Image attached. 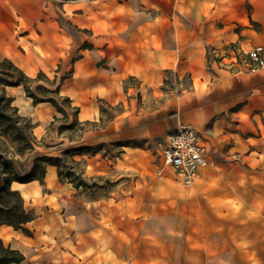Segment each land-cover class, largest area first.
Instances as JSON below:
<instances>
[{
    "label": "crops",
    "instance_id": "obj_1",
    "mask_svg": "<svg viewBox=\"0 0 264 264\" xmlns=\"http://www.w3.org/2000/svg\"><path fill=\"white\" fill-rule=\"evenodd\" d=\"M259 46L264 47V0H66L58 7L45 0H0V60H11L30 77L72 68L61 94L80 108L81 121H100L98 100L125 104L101 133L86 132L84 142L172 135L178 126H190L210 150L208 166L188 186L197 189L212 183L200 179L206 172L236 168L264 185V69L244 73L216 57L225 49L248 53ZM184 77L189 88L175 95L170 84ZM134 93L144 106L131 98ZM148 104L155 107L147 111ZM16 105L20 109L17 97ZM34 106H42L39 116L56 113L50 103ZM46 176L59 179L57 168L48 166ZM44 188L39 181L13 184L24 201ZM32 233L0 227L4 243L25 256L21 264L51 260L55 249L41 250L45 237L54 235ZM75 236L67 233L57 246L61 264L99 252L85 250Z\"/></svg>",
    "mask_w": 264,
    "mask_h": 264
},
{
    "label": "rangeland",
    "instance_id": "obj_2",
    "mask_svg": "<svg viewBox=\"0 0 264 264\" xmlns=\"http://www.w3.org/2000/svg\"><path fill=\"white\" fill-rule=\"evenodd\" d=\"M62 1L66 0H45L57 7ZM71 73L72 68L47 76L60 81L70 78ZM170 85L175 95L182 94L190 81L188 77L173 79ZM13 93L21 112L34 124L37 138L45 139L50 146L60 145L35 154L60 156L71 143L49 130L54 118L62 116L57 112L53 117L39 116L37 110L42 106L36 109L35 104L26 102L21 88ZM131 98L144 106L141 94L134 93ZM98 104L101 122L96 131L101 133L126 106L104 99ZM69 114L71 124L73 112ZM64 125L56 123L54 129ZM170 134L84 142L89 155L76 157L77 164L72 169L77 178L84 180L81 188L57 177L51 181L46 176L39 181L45 187L43 192L25 199L26 209L34 218L28 230L31 237L36 230L53 234L54 237H45L41 252H56H51V260L43 259L37 264H61L57 246L69 232L76 235L74 242L85 250L99 251L74 264H264L262 178L236 168L216 175L206 172L200 179L212 183L200 189L198 185L183 186L163 163V149ZM70 168L66 162L64 172Z\"/></svg>",
    "mask_w": 264,
    "mask_h": 264
},
{
    "label": "trees",
    "instance_id": "obj_3",
    "mask_svg": "<svg viewBox=\"0 0 264 264\" xmlns=\"http://www.w3.org/2000/svg\"><path fill=\"white\" fill-rule=\"evenodd\" d=\"M63 25L70 33L73 32L68 24ZM68 78L51 80L43 72L33 78L11 60H0V227H12L15 231L32 236L26 226L34 218L26 209L21 193L13 189L15 182H42L47 175V167L54 166L61 181L76 189L82 187L81 182L84 183L72 169L77 164L76 157L89 155L87 147L83 146L84 134L97 130L99 122L81 121L80 108L73 105L70 97L61 94V87ZM14 88H21L24 95L35 105L50 103L62 116L54 118L49 130L50 133L55 132L60 139L67 138L71 143L60 156L35 154L38 150L57 149L60 145L50 146L45 139L37 138L31 119L23 115L16 105V97L11 93ZM69 111L73 112L74 117L71 124H68ZM59 122L65 125L54 129ZM67 132L70 135L66 136ZM66 162L72 166L69 172H64ZM23 261L25 256L19 250L6 245L0 238V264H21Z\"/></svg>",
    "mask_w": 264,
    "mask_h": 264
},
{
    "label": "built area",
    "instance_id": "obj_4",
    "mask_svg": "<svg viewBox=\"0 0 264 264\" xmlns=\"http://www.w3.org/2000/svg\"><path fill=\"white\" fill-rule=\"evenodd\" d=\"M226 65L236 66L238 71L255 73L264 69V47H255L248 53L239 48L225 49L216 54ZM210 150L192 127L180 125L170 136L163 149L164 166L174 173L176 181L191 186L200 172L208 166ZM234 159H237L234 156Z\"/></svg>",
    "mask_w": 264,
    "mask_h": 264
}]
</instances>
